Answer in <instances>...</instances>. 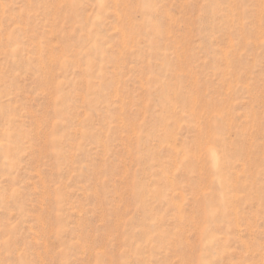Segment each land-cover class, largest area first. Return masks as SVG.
<instances>
[{
  "label": "rangeland",
  "instance_id": "374dc122",
  "mask_svg": "<svg viewBox=\"0 0 264 264\" xmlns=\"http://www.w3.org/2000/svg\"><path fill=\"white\" fill-rule=\"evenodd\" d=\"M0 264H264V0H0Z\"/></svg>",
  "mask_w": 264,
  "mask_h": 264
}]
</instances>
